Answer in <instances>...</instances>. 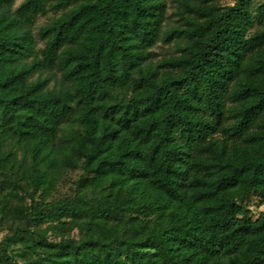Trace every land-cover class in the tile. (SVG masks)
<instances>
[{"label":"trees","instance_id":"1","mask_svg":"<svg viewBox=\"0 0 264 264\" xmlns=\"http://www.w3.org/2000/svg\"><path fill=\"white\" fill-rule=\"evenodd\" d=\"M18 1L0 0V213L24 226L0 264H264V3L179 0L165 33L168 0ZM161 41L182 45L153 67ZM77 168L92 196L47 202Z\"/></svg>","mask_w":264,"mask_h":264},{"label":"rangeland","instance_id":"2","mask_svg":"<svg viewBox=\"0 0 264 264\" xmlns=\"http://www.w3.org/2000/svg\"><path fill=\"white\" fill-rule=\"evenodd\" d=\"M24 0H19L17 5L19 6ZM211 2H215L219 5H227L230 4V0H207ZM255 8L262 5L264 0H254ZM60 13H56L54 11H50L46 16L38 18L36 24V32L40 29L41 26L49 24L53 19L57 18ZM167 22L165 25V33L171 31L173 28L182 26L181 15L179 10V0H168V12H167ZM180 42H172V43H164L160 42L154 49L151 50V61L149 64L153 67H158L161 62L169 58L173 55L178 54L180 50ZM180 43V44H178ZM40 46L43 48V43H40ZM82 170L80 168L77 169H66L63 170L60 174V177L57 182V186L52 197L48 199L47 202H56L67 197L79 196V195H88L92 196V192H88L87 190L82 189L80 184V179L82 177ZM33 193V189L29 190V193L23 196L21 200L13 201L11 204L13 207L15 206H23L28 208L32 204V196L35 197L36 201L40 199V192L36 195H31ZM251 213L254 217H258L260 214L264 213V204L258 195H254L247 202ZM24 222L15 214H7L3 215L0 213V242H2L7 236H11L16 229L22 228ZM46 225L43 226V228ZM78 232L75 231L73 236H77ZM52 238V236H50ZM13 254L15 256L21 255L23 253L22 249L19 247L13 248ZM20 260H23L20 258Z\"/></svg>","mask_w":264,"mask_h":264}]
</instances>
